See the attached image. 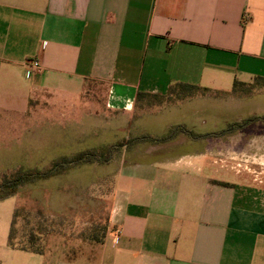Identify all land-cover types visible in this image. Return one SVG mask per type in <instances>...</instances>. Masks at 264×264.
<instances>
[{
  "label": "crops",
  "instance_id": "1",
  "mask_svg": "<svg viewBox=\"0 0 264 264\" xmlns=\"http://www.w3.org/2000/svg\"><path fill=\"white\" fill-rule=\"evenodd\" d=\"M95 84L107 98H81ZM178 84L206 91L167 98ZM11 116L92 144L61 161L111 150L33 181L86 166L83 186L6 198L10 228L27 201L50 230L109 205L77 257L7 244L36 257L13 264H264V0H0V129Z\"/></svg>",
  "mask_w": 264,
  "mask_h": 264
},
{
  "label": "rangeland",
  "instance_id": "2",
  "mask_svg": "<svg viewBox=\"0 0 264 264\" xmlns=\"http://www.w3.org/2000/svg\"><path fill=\"white\" fill-rule=\"evenodd\" d=\"M74 95L70 91L64 95L57 94L51 98H73L75 97ZM29 97L33 98V100L34 98H50L35 92L29 94ZM75 98H78V96ZM81 98H107V91L105 86L101 84L87 85ZM202 105L204 107L201 108L202 111L208 112L209 102L207 101ZM16 124L17 118L11 116L10 128L8 130L7 128L0 129V183L4 179H10L13 175L46 172L53 168L57 162L61 161L59 159L69 158L73 153H76L78 147H81V145L83 148L92 145L88 141L86 144H71L67 142V136H65L64 131L60 135L58 132H54L52 139L49 125H43L42 130L36 134L33 125L35 123L31 122L30 124H32L33 131L30 134L27 131H22V129L18 131L19 129L15 126ZM105 135L108 141V139H110L109 133L107 132ZM207 143L208 141H206L205 138L202 139L203 146H206ZM87 169L88 167L86 166L74 167L67 170L65 175L59 179L40 180L36 183L29 182V185L20 189L22 192L21 194L23 196H28L30 192H34L35 190H45L48 192L52 188H57L58 186H83L88 181V178H92L91 173L86 175ZM248 170L254 171L252 169ZM110 171L111 168H107V173ZM253 173H259L258 169ZM109 186V184H106L107 192L109 191ZM18 203L19 200L17 197L0 201V262L2 264H13L16 259L15 256L36 258L32 255H26L25 253L11 251L7 246L12 215ZM103 203L95 199L93 204H91L92 207L87 209L92 210V214H77L74 218L69 215L66 217L64 216L63 219L60 220L63 228L60 227L61 230L57 229L59 225L54 224V229L50 230L48 221L45 217L35 213L39 211L40 206H36L34 203L27 201V203H23L26 204L24 206V213L27 215V219L24 220L19 218L13 225L14 232L17 237H21L19 241H26L30 233L33 235L35 234L36 237L41 235L39 239H35L36 244L40 246L43 245L45 249L46 242L51 256L66 253L69 257H77L82 251L87 250L84 242L88 239L91 240V237L96 238V235H100V232H98L100 230L98 229L100 226H103L104 223L107 224V209L109 205L107 202ZM84 208V205L82 207L76 206L74 210L75 212H81ZM94 226H98L97 231L89 230V228ZM50 234H56V237H47ZM49 243H52V245L50 246Z\"/></svg>",
  "mask_w": 264,
  "mask_h": 264
},
{
  "label": "trees",
  "instance_id": "3",
  "mask_svg": "<svg viewBox=\"0 0 264 264\" xmlns=\"http://www.w3.org/2000/svg\"><path fill=\"white\" fill-rule=\"evenodd\" d=\"M205 91V89L198 88L196 86L178 84L169 89V97L167 98H172V96L176 98H186L199 92L204 93ZM110 151L111 150H108L103 155H97L94 153L79 154L72 159L57 162L53 168L46 172L13 175V177H10V179H4L0 183V201L12 196L18 187L26 183L33 182L37 179L50 178L58 172L60 167H65L72 164H80L95 159L106 161L110 155ZM16 215L18 216V214L15 213V217ZM13 225H11L7 241V244L10 248L36 254L41 253L44 250V246L36 244L35 241V239H39L41 235L36 237L35 234L33 235L30 233L26 241H19L21 237H17L16 233L14 232Z\"/></svg>",
  "mask_w": 264,
  "mask_h": 264
},
{
  "label": "built area",
  "instance_id": "4",
  "mask_svg": "<svg viewBox=\"0 0 264 264\" xmlns=\"http://www.w3.org/2000/svg\"><path fill=\"white\" fill-rule=\"evenodd\" d=\"M27 67L30 68L33 72H40L39 62L36 60L26 63Z\"/></svg>",
  "mask_w": 264,
  "mask_h": 264
}]
</instances>
